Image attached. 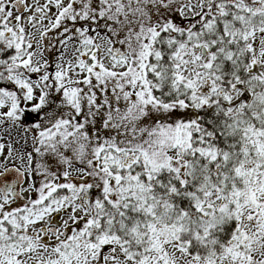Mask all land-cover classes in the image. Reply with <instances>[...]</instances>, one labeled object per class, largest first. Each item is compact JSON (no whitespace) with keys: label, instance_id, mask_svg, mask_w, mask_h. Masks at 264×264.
I'll use <instances>...</instances> for the list:
<instances>
[{"label":"snow or ice","instance_id":"obj_1","mask_svg":"<svg viewBox=\"0 0 264 264\" xmlns=\"http://www.w3.org/2000/svg\"><path fill=\"white\" fill-rule=\"evenodd\" d=\"M0 264H264V0H0Z\"/></svg>","mask_w":264,"mask_h":264}]
</instances>
